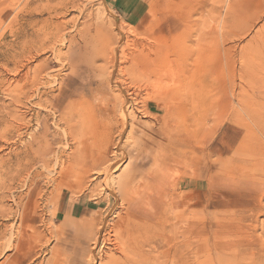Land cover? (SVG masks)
Instances as JSON below:
<instances>
[{
  "label": "rangeland",
  "instance_id": "rangeland-1",
  "mask_svg": "<svg viewBox=\"0 0 264 264\" xmlns=\"http://www.w3.org/2000/svg\"><path fill=\"white\" fill-rule=\"evenodd\" d=\"M134 39L177 40L191 55L193 80L206 81L189 121L164 153L157 144L169 135L155 131L153 120L131 107L124 132L120 110L117 129H103L104 104L120 106L124 99L114 82L127 79L120 70L129 67L128 53L129 58L140 50ZM263 45L264 0H0V264H105L109 245L100 252V241L96 260L91 253L97 230L105 224L101 235L108 238L129 206L105 185L118 197L125 178L133 187L147 186L144 198L163 223L143 229L136 222L134 229L144 236L159 234L163 251L176 238L178 264H264ZM182 57L172 52L173 63L164 64L162 73H176ZM35 72L43 74L42 85L32 86ZM173 81L166 76L160 88ZM20 123L29 124L21 136ZM225 131L235 147L222 153L217 137ZM33 141L40 157L31 170L38 175L36 187L18 185L17 158ZM120 152L127 153L121 162ZM92 164H98L94 171L88 169ZM60 171L69 175L56 185ZM31 188L41 196L35 198L39 208L27 213L22 228ZM165 257L161 264L169 263Z\"/></svg>",
  "mask_w": 264,
  "mask_h": 264
},
{
  "label": "bare ground",
  "instance_id": "bare-ground-1",
  "mask_svg": "<svg viewBox=\"0 0 264 264\" xmlns=\"http://www.w3.org/2000/svg\"><path fill=\"white\" fill-rule=\"evenodd\" d=\"M69 7V6H68ZM64 9V8H63ZM8 11V10H7ZM87 16V15H86ZM90 16V15H89ZM87 26V25H86ZM169 26V25H168ZM92 28V27H91ZM64 29V28H63ZM65 30V29H64ZM99 30V29H98ZM161 29H159L160 31ZM132 32H134L133 30H131ZM164 32V30H161V32ZM64 33V32H63ZM130 33V32H129ZM135 34V33H134ZM126 36V35H125ZM136 36V35H135ZM131 37V36H129ZM133 37V36H132ZM131 37V38H132ZM123 38V36H122ZM112 40V39H111ZM130 41H133L132 39H129ZM128 40V41H129ZM137 40V39H136ZM141 40V39H140ZM139 40V41H140ZM65 41V40H64ZM108 41V40H107ZM139 41L135 42L134 39V45L136 46H141L138 47L140 48V50L138 51L137 54L132 53V55H130V57L128 58L129 54L126 56V60L129 61V67H125L126 69H124L122 66H119L121 68V72L125 73L124 75L126 76L127 79H122V80H115L114 85L116 87H118L121 92L124 94V99H122L121 101V105L117 106L115 103H106L104 104V108H105V112L108 113L106 114V116L104 117V121H103V129L106 128V130H110L113 131L114 129H117V123H116V117H115V113L120 110L121 111V119H122V123L121 126L122 127V132H124L125 127H127V125L131 122L132 120V114L129 113V110H127V108L131 107L133 113L142 115L145 118L151 119L154 122V126H155V131H159V133H163L165 135H169V137L167 136L166 139L162 140L159 142V144H157L158 148L161 150L162 153H164L165 151H167V147L171 145L172 141H175L176 139V132H178L179 128L183 129V126H185L184 121H189L190 118V114H191V110L194 107V103L196 104V99L197 97L200 96V91H201V85H206V81H203L201 85H198L194 80H193V75H192V70L190 68V61H191V55L188 53L186 54V52L182 49V51L178 48V41L177 40H172V41H167V40H162V41H153V43L149 42V44H140ZM146 41V40H145ZM148 41V40H147ZM142 42V40H141ZM144 42V41H143ZM56 43V42H55ZM128 43V42H127ZM181 43H183L181 41ZM129 45L131 44L128 43ZM178 44V45H176ZM64 45V44H63ZM132 45V44H131ZM156 45V46H155ZM184 45V44H183ZM33 46V44H32ZM52 46V45H51ZM180 46V45H179ZM264 46V45H263ZM37 47V46H36ZM135 47V46H134ZM31 48V47H30ZM49 48V47H48ZM44 51V50H43ZM98 51V50H97ZM134 51V50H133ZM181 51V52H180ZM41 52V51H39ZM53 52V51H52ZM172 52L178 53V55H182L183 57L180 59L178 58V60L176 61L177 64V71L175 73L171 71H169L167 74H163L162 73V67L164 66V64H171L172 62V58L169 59L170 54ZM36 55V54H35ZM103 55V54H102ZM119 57V56H118ZM68 59V58H67ZM124 59V61H125ZM171 60V61H170ZM175 60V59H174ZM173 60V61H174ZM126 62H123V64H125ZM128 63V62H127ZM173 63V62H172ZM117 58L114 57V66H117ZM122 64V63H120ZM199 64V63H198ZM172 65V64H171ZM170 65V67H171ZM193 65V64H192ZM176 66V65H175ZM118 67V66H117ZM118 67V68H119ZM169 67V70H170ZM39 69V68H38ZM41 69V68H40ZM21 70V69H20ZM32 70V69H31ZM166 70V69H165ZM45 71V70H44ZM52 71V70H51ZM194 71V70H193ZM46 72V71H45ZM48 72V71H47ZM50 72V71H49ZM42 73V71H41ZM40 72H35L34 76L32 77V86H36V84H38V82L43 81V74H41ZM121 75V74H120ZM49 76V74H48ZM51 76V75H50ZM166 76H170L171 78H173V85L169 86L170 88L164 89V88H160V84L163 83L164 79L166 78ZM21 77V76H20ZM26 77V75H25ZM24 77V78H25ZM30 77V76H29ZM141 77H145V83L143 84H138L140 82V78ZM46 78V77H45ZM143 78V79H145ZM23 80V78H21ZM27 80V78H25ZM29 79V78H28ZM48 79V78H47ZM20 81L23 83V81ZM129 80V81H128ZM172 80V79H171ZM63 81V80H61ZM130 85H134L129 86ZM26 82V81H25ZM29 82V81H27ZM162 82V83H161ZM41 83V82H40ZM64 83V81H63ZM142 83V82H141ZM24 83V87L26 86ZM31 84V83H30ZM22 85V84H21ZM42 85V83H41ZM22 87V86H20ZM41 87V86H40ZM39 87V88H40ZM162 87V86H161ZM167 87V86H165ZM38 88V89H39ZM44 88V87H42ZM24 89V88H23ZM22 90V89H21ZM20 90V91H21ZM23 91V90H22ZM21 91V92H22ZM35 91V90H34ZM84 92V91H83ZM42 94V93H40ZM44 94V92H43ZM91 94V93H89ZM39 95V94H38ZM47 95V94H46ZM53 95V94H52ZM55 95V94H54ZM41 96V95H40ZM220 96V95H219ZM51 97V96H50ZM58 97V95H57ZM41 98V97H40ZM53 98V96L51 97ZM42 99V98H41ZM85 99V98H84ZM243 99V98H242ZM92 100V99H91ZM214 100V99H213ZM241 100V99H240ZM29 101V99H28ZM98 101V100H97ZM46 102V101H45ZM49 102V100H48ZM52 102V101H50ZM86 103V102H85ZM189 103L192 104L191 107H189ZM27 104V103H26ZM68 104V103H67ZM198 104V103H197ZM61 105V104H60ZM211 105V104H210ZM103 106V105H102ZM245 106V105H244ZM127 107V108H126ZM248 107V106H247ZM58 110H60L59 107H57ZM27 109V108H26ZM96 109V108H95ZM53 110V109H52ZM76 110V109H75ZM74 110V111H75ZM88 110V109H87ZM243 110V109H242ZM46 111V110H45ZM131 111V112H132ZM202 111V110H201ZM54 112V110H53ZM85 113V111H83ZM104 112V111H102ZM197 112V111H196ZM55 113L58 114V112ZM62 114V119L63 120H67L64 119L67 116L66 112H61ZM72 113V112H71ZM77 113V112H76ZM60 114V112H59ZM81 114V113H79ZM199 114V113H198ZM197 114V115H198ZM68 115H71L68 113ZM73 115V114H72ZM82 115V114H81ZM211 115V114H210ZM246 115V114H245ZM64 116V117H63ZM87 116V115H86ZM88 116L89 113H88ZM87 116V117H88ZM132 116V117H131ZM247 116V115H246ZM86 117V118H87ZM192 117V115H191ZM200 117V115H199ZM252 117V116H250ZM249 117V118H250ZM67 118V117H66ZM91 118V117H90ZM103 118V117H102ZM197 118V117H195ZM248 118V119H249ZM23 119V118H22ZM21 119V120H22ZM38 119V118H37ZM69 119V118H68ZM131 119V120H130ZM88 120V119H87ZM90 120V119H89ZM204 120V119H203ZM201 121V120H200ZM205 121V120H204ZM233 121V120H232ZM80 122V121H79ZM92 122V121H91ZM203 122V121H202ZM252 122V121H251ZM18 123V122H17ZM24 123V122H22ZM81 123V122H80ZM253 123L257 122L255 120H253ZM25 124V123H24ZM21 124L18 127V132L19 135H22V130H25L26 128H29V124L24 125ZM79 124V123H78ZM101 124V123H100ZM131 124V123H130ZM183 124V126L181 127V125ZM255 124V126H256ZM75 125V124H74ZM94 125V124H93ZM192 125V124H190ZM196 125V124H195ZM194 125V126H195ZM259 125V124H258ZM31 126V125H30ZM39 126V125H38ZM67 126V125H66ZM77 127V126H76ZM79 127V126H78ZM192 127V126H191ZM259 127V126H258ZM41 128V127H40ZM49 128V127H48ZM98 128V127H97ZM96 128V129H97ZM195 128L198 127L196 126ZM200 128V127H199ZM42 129V128H41ZM193 129V128H192ZM191 129V130H192ZM236 129V128H235ZM238 129V128H237ZM69 130V128H68ZM78 131H81L79 129H77ZM90 130V129H89ZM14 131V130H13ZM26 131V130H25ZM70 133L69 135L72 137V133L71 130H69ZM73 131H76L73 130ZM224 131V130H223ZM233 131V130H231ZM231 131L229 130V134H231ZM261 131V130H260ZM6 132V131H5ZM22 132V133H21ZM92 132V131H91ZM182 132V131H181ZM197 132V131H196ZM76 132H74L75 135ZM81 133V132H80ZM88 133V132H87ZM234 133V132H232ZM238 133V132H237ZM40 134V133H39ZM89 134V133H88ZM181 134V133H180ZM197 134V133H196ZM239 134V133H238ZM31 135V134H30ZM37 135V134H36ZM77 135V134H76ZM143 135V134H142ZM35 136V134H34ZM87 136V135H86ZM90 136V135H89ZM187 136V135H186ZM184 136V138L186 137ZM196 136V135H195ZM19 137V136H18ZM48 137V136H47ZM70 137V138H71ZM107 137V136H106ZM166 137V136H164ZM21 138V137H20ZM37 138V136H36ZM75 138V137H74ZM108 138V137H107ZM33 139V138H32ZM95 139V138H94ZM101 139V138H100ZM188 139V138H187ZM186 139V141H187ZM218 146L217 148L219 149L220 152L224 153L225 151L227 152V150L229 151V149H233L235 147V144L232 143V141H230L231 137L228 138L227 137V131L224 132V134H220L218 137ZM31 140V138H30ZM34 140V139H33ZM79 140V139H78ZM90 140L91 137H90ZM103 140V139H102ZM46 142V140H44ZM41 142V143H45V142ZM94 141V140H93ZM31 142V141H30ZM38 143L37 146H40L41 143ZM211 143V142H210ZM70 144V143H69ZM154 144V143H153ZM36 146L35 142L33 141L32 143H30L29 145V150L28 148L26 149V152L22 153L21 151V155L17 158V166H16V171L15 173H17V177L19 179L18 185L19 183H23L24 181L26 182H30L31 186H33V182L36 180V178H38V175L34 174V172H31L32 168H33V164H35L39 157V152L34 149V147ZM43 145V144H42ZM141 145V144H140ZM56 146V145H55ZM79 147V146H78ZM116 147V146H115ZM51 148V145H50ZM117 148V152L120 151L119 146L116 147ZM148 148V147H147ZM155 148V147H154ZM39 149V148H38ZM166 149V150H165ZM47 150V149H46ZM103 150V149H102ZM107 150L103 153H100L98 159L100 161V163L105 162V160L107 159ZM143 150V149H142ZM50 151V149H49ZM104 151V150H103ZM141 151V150H140ZM150 151V150H149ZM72 152V151H71ZM95 152V151H94ZM122 159L120 160L123 161L124 157L126 156L125 154L127 153H122ZM231 153V152H230ZM239 153V152H238ZM48 154V152L46 153ZM51 154V153H50ZM157 154V153H156ZM226 154V153H225ZM235 154V153H234ZM71 155V154H70ZM224 155V154H223ZM236 155V154H235ZM230 156V155H229ZM241 156V155H240ZM47 156H43V158H45ZM42 158V157H41ZM223 158V157H221ZM68 159V158H67ZM97 160V159H96ZM95 160V161H96ZM40 161V159H39ZM189 161V160H188ZM70 162V161H69ZM92 162V161H91ZM90 162V163H91ZM190 162V161H189ZM38 163V162H37ZM119 163V162H118ZM42 160H41V163ZM16 165V164H15ZM96 165L98 164H92L88 167V169H94L96 167ZM101 165V164H99ZM111 165V164H110ZM38 166V165H37ZM120 166V165H119ZM116 167L118 168L117 164ZM11 168V167H10ZM15 168V167H14ZM13 167L11 169H14ZM4 169V168H3ZM8 169V168H7ZM6 169V171H7ZM34 169V168H33ZM72 169V168H71ZM115 169V165L110 166L107 170L108 172H110L111 170ZM36 170V169H35ZM68 170V169H67ZM83 170V169H82ZM11 171V170H10ZM14 171V170H13ZM12 171V172H13ZM34 171V170H33ZM85 171V169H84ZM94 171V170H93ZM114 171V170H113ZM4 172V171H3ZM8 172V171H7ZM12 172H9L10 174H13ZM66 173H64L63 171H60L58 173V179L54 182V184L56 183V185H60V183L63 182V180L66 178V176H68L69 174L67 173V171H65ZM87 172V171H86ZM91 172V171H90ZM7 173V174H9ZM82 173V172H81ZM111 173V172H110ZM6 173H4V175H7ZM9 174V175H10ZM85 174V173H84ZM8 175V176H9ZM102 175V174H101ZM221 175V174H220ZM12 176V175H11ZM57 176V175H56ZM105 176V175H104ZM107 176V175H106ZM60 177V178H59ZM16 178V177H15ZM9 179V178H8ZM14 179V178H13ZM12 179V180H13ZM107 179V177L105 178ZM11 180V181H12ZM15 180V179H14ZM10 181L11 185L13 182L15 181ZM130 178H125V179H121L120 180V186L118 188V194L119 196L117 197V195H115L109 188L110 185L107 182V184L105 185L106 191H108L107 193H109L110 195H113V197L115 198V200L119 201V198H122L121 202H127L129 204V206L123 211L124 213L122 214V216L119 217V221L117 222L118 226H113L109 237H103L101 235L102 231L106 229V225L102 224V226L100 227V229L97 230V234H96V240L94 245L96 246L95 249L93 251H91L92 253V257L96 260V254L95 251L97 250V247L100 243V241L102 242V249L100 248L99 251L103 252V248L104 246H108L109 245V251L108 254L105 256L103 254V256H105L104 260H106L105 264H161V260L163 257L167 256V258H169V263L168 264H178V259H176L178 257V250L176 246V238L172 237L169 241V248L166 251H163L162 249L164 248L162 246V242H159V234L158 235H151V234H147V236H144L143 234L140 235L139 230L137 232L136 228L134 229V224L136 222H140L141 224H143L142 228L144 229L145 226H155L158 227L159 226V219L157 218V213L156 211L153 212L152 210V201L149 198H144V194L145 192L148 191V188L146 189L145 186H137V187H133L129 182ZM191 180V179H190ZM109 181V180H108ZM186 181V180H185ZM17 182V180H16ZM188 183V182H187ZM14 184V183H13ZM16 184V183H15ZM114 184V183H113ZM141 184V183H140ZM7 185V184H6ZM118 185V184H117ZM10 186V185H9ZM26 186V185H25ZM35 186V185H34ZM33 186V187H34ZM14 187V186H13ZM12 187V188H13ZM30 186L28 185V188ZM36 187V186H35ZM184 187V186H183ZM10 188V187H9ZM26 188V187H25ZM27 188V190H28ZM57 188V187H56ZM8 189V188H7ZM14 189V188H13ZM38 189V188H37ZM54 189V188H53ZM56 190V189H55ZM113 190V189H112ZM116 190V189H114ZM11 191V189H10ZM35 189L31 188L30 189V197L27 200V203L25 204L24 208H25V214H24V218L22 216V221L20 226L22 228H26L27 222L25 221V218L27 217V213L30 211H34L35 209L34 207H36L35 204H38L39 202H36L38 199L35 200V198H37L38 196L35 197L34 195ZM41 193V192H40ZM26 194V193H25ZM28 194V193H27ZM108 194V195H109ZM36 195H38L36 193ZM43 196V195H42ZM41 196H39L38 198L40 199ZM139 197H141V200H139ZM52 200V199H51ZM50 200V201H51ZM54 200V199H53ZM42 201V200H41ZM56 201V200H54ZM53 201V202H54ZM23 202L22 200L20 201V203ZM25 202V201H24ZM52 202V203H53ZM115 202V201H114ZM17 203V202H16ZM60 203V202H59ZM116 203V202H115ZM56 204V203H55ZM124 204V203H123ZM189 204V203H188ZM19 205V204H18ZM22 205V204H21ZM20 205V206H21ZM117 205H119L117 203ZM122 206V205H121ZM180 206V205H179ZM179 206H177L178 208H180ZM22 208V206H21ZM20 208V209H21ZM39 208V205H37L36 209ZM122 208V207H121ZM125 208V207H124ZM58 209V208H57ZM190 209V208H189ZM122 210V209H121ZM173 211V210H172ZM122 212V211H121ZM164 212V211H163ZM119 214V213H118ZM179 216V215H178ZM192 216V215H191ZM161 217V216H160ZM64 218V217H63ZM116 218V217H115ZM182 218V217H181ZM180 219V217H179ZM131 220V221H130ZM64 221V219H63ZM130 221V222H129ZM107 222V221H106ZM103 223V222H102ZM108 223V222H107ZM114 223V221H113ZM65 224V223H64ZM161 224V223H160ZM163 224V223H162ZM161 224V225H162ZM110 225V224H109ZM112 225V224H111ZM145 225V226H144ZM141 226V225H140ZM169 226V225H168ZM137 227V226H136ZM167 227V226H166ZM141 228V227H140ZM146 228V227H145ZM152 229V228H150ZM154 229V228H153ZM152 229V230H153ZM167 229V228H166ZM110 231V229H108ZM116 230V233H115ZM158 230L160 231V228H158ZM7 231V229H6ZM21 231V230H20ZM48 231V230H47ZM54 230H52L53 232ZM61 231V230H60ZM155 231V230H154ZM166 231V230H165ZM58 232V231H57ZM56 232V233H57ZM161 232V231H160ZM19 234V231L17 232ZM55 233V232H54ZM5 234V233H4ZM40 234V233H39ZM62 234V233H61ZM23 235V234H22ZM106 235V234H105ZM108 235V234H107ZM14 236V235H13ZM24 237V236H23ZM17 238V237H16ZM94 238V237H93ZM185 238V237H184ZM191 238V237H190ZM193 238V237H192ZM13 239V237H12ZM194 239V238H193ZM14 240V239H13ZM19 240V239H18ZM190 241V240H189ZM21 242V241H20ZM184 243V242H183ZM9 244V243H7ZM13 244V242H12ZM193 244V243H192ZM156 245V246H155ZM9 246V245H8ZM13 246V245H12ZM15 246V245H14ZM183 246V245H182ZM188 246V244L186 245ZM185 246V247H186ZM194 246V245H192ZM10 247V246H9ZM180 247V246H179ZM191 247V245H190ZM7 248V247H6ZM12 248V247H11ZM16 248V247H15ZM14 248V249H15ZM99 248V247H98ZM184 248V247H182ZM181 248V249H182ZM187 248V247H186ZM13 249V248H12ZM7 250V249H6ZM150 250V251H148ZM184 250V249H183ZM189 251V250H188ZM187 252V251H186ZM185 252V253H186ZM192 252V251H191ZM105 253V252H104ZM151 253H154V255H152ZM183 253V252H182ZM183 253V255L185 254ZM18 254V253H17ZM190 254V253H189ZM194 254V253H193ZM188 255V254H187ZM179 257H182L181 254ZM178 257V258H179ZM184 257V256H183ZM186 257V256H185ZM102 258V257H101ZM166 258V257H165ZM189 258V257H188ZM100 259V258H99ZM192 259V258H191ZM190 259V260H191ZM103 260V259H102ZM139 260V261H136ZM167 260V259H166ZM165 261V260H164ZM183 261V260H182ZM186 261V262H185ZM103 262V261H102ZM166 262V261H165ZM184 263H187V259L183 261ZM182 262V263H183ZM190 262V261H189ZM193 262V261H191ZM167 263V262H166ZM104 264V263H103ZM190 264V263H189Z\"/></svg>",
  "mask_w": 264,
  "mask_h": 264
}]
</instances>
